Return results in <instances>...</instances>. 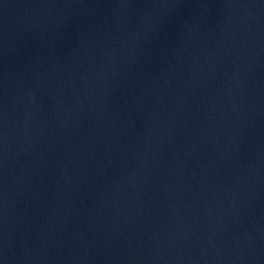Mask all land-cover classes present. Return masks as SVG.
I'll use <instances>...</instances> for the list:
<instances>
[{
  "label": "water",
  "instance_id": "1",
  "mask_svg": "<svg viewBox=\"0 0 264 264\" xmlns=\"http://www.w3.org/2000/svg\"><path fill=\"white\" fill-rule=\"evenodd\" d=\"M0 264H264V0H0Z\"/></svg>",
  "mask_w": 264,
  "mask_h": 264
}]
</instances>
